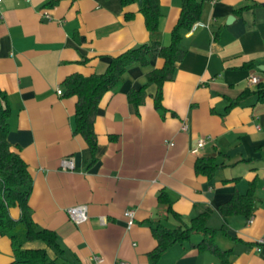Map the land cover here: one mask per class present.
<instances>
[{"label": "crops", "instance_id": "crops-1", "mask_svg": "<svg viewBox=\"0 0 264 264\" xmlns=\"http://www.w3.org/2000/svg\"><path fill=\"white\" fill-rule=\"evenodd\" d=\"M50 1L0 2L7 139L32 181V220L58 237L60 259L47 249L50 258L74 264H216L211 252L194 246L201 240L197 234L156 260L148 256L156 247L155 223L185 229L210 208L207 227L218 230L214 242L220 249L231 250V264H264V103L250 94L228 108L244 92L257 90L250 77L264 85V0H198L200 18L182 34L184 57L162 87V109L154 108V85L138 113L127 100L149 70L162 68L163 59L152 56L148 66H130L122 83L100 101L93 163L86 142L73 134L76 98L57 91L63 93L68 76L104 73L110 59L126 50L152 42L168 46L182 0H159L162 18L154 35L136 5L122 8L119 0H52L47 5ZM125 13L132 18L125 20ZM197 23L203 26L193 30ZM199 140L205 144L193 154ZM200 158H211L218 167L211 176L195 172ZM63 160L71 161L73 170H64ZM252 184L251 216L223 218L218 208L246 194ZM161 190L178 217L158 204ZM77 206H85L88 215L79 225L66 213ZM127 210L133 212L131 225ZM9 215L17 220L20 211L11 208ZM12 261L11 241L0 235V264Z\"/></svg>", "mask_w": 264, "mask_h": 264}, {"label": "trees", "instance_id": "trees-1", "mask_svg": "<svg viewBox=\"0 0 264 264\" xmlns=\"http://www.w3.org/2000/svg\"><path fill=\"white\" fill-rule=\"evenodd\" d=\"M122 8L136 5L138 13L144 19V25L150 35L157 33L162 18L159 0H119ZM50 1L47 5L52 4ZM246 6L241 8L243 10ZM202 2L198 0H182L181 11L176 25L170 34V44L163 46L157 42L144 44L126 50L122 54L112 57L102 74H93L85 77L80 74L68 76L61 84L64 97H75L74 135H79L86 142L90 152L91 163L96 161L97 136L93 125L100 101L104 95L119 86L124 74L133 64L148 66L149 58L156 56L163 59L161 69H152L145 74V82L139 90L128 92L127 100L138 113L139 107L144 103L146 90L150 86L156 87L153 97L154 108L162 109V87L164 83L172 81L176 64L181 62L184 51L179 48L182 34L189 31L192 25L200 18ZM132 14L125 13L124 19L130 20ZM250 63L246 67H252ZM250 94L257 97V101L264 103V85L257 84L253 93L244 92L237 100L229 102L228 108L239 106ZM10 109L7 99L0 92V235L11 241L13 261L11 264H74L60 259L62 251L59 249L57 235L46 229H39L32 220V211L29 207V198L32 192V181L27 166L21 159L18 151L9 144L8 119ZM197 174L211 176L218 168L211 158H200L195 162ZM254 185L244 195H236L229 202L220 206L218 212L225 218L232 215H243L249 218L254 203ZM158 204L168 214L178 217L172 211V201L169 195L161 190L157 196ZM17 207L19 218L13 220L9 215L11 208ZM212 214L210 208L199 212L185 229L169 230L155 223L152 226V236L156 241L155 249L148 255L153 261L170 246L176 243L189 241L193 234L201 236L198 244L199 250L211 252L218 260L216 264H231V250H222L214 242L218 230L207 227V220ZM223 226L221 231H224ZM28 244H41L43 248H30ZM47 249L55 250L57 258L52 259Z\"/></svg>", "mask_w": 264, "mask_h": 264}, {"label": "built area", "instance_id": "built-area-1", "mask_svg": "<svg viewBox=\"0 0 264 264\" xmlns=\"http://www.w3.org/2000/svg\"><path fill=\"white\" fill-rule=\"evenodd\" d=\"M2 0H0L1 2ZM199 26H203L202 24H195L193 26V30H195L197 27ZM248 83L251 84V85H257L259 83V80L257 77L255 76H252L248 79ZM57 94L58 95H61L62 92L60 90L57 91ZM204 140H199L198 143H197V147L196 149H194L192 151L193 154H197L198 151L200 149L203 148L204 146ZM62 167L63 169L65 170H73L74 166L73 164L71 163V161L69 160H63L62 161ZM262 172H264V168H262ZM66 213L69 217V219L71 220V222H73L74 224L76 225H79L85 221H87V218H88V215H87V208L85 206H77V207H73V208H70L68 210H66ZM124 216L128 219V224L131 225L132 224V219H133V212L127 210L125 213H124ZM104 222V221H103ZM249 223H251V220L249 221ZM94 260L98 263L99 260L98 258H94Z\"/></svg>", "mask_w": 264, "mask_h": 264}, {"label": "water", "instance_id": "water-1", "mask_svg": "<svg viewBox=\"0 0 264 264\" xmlns=\"http://www.w3.org/2000/svg\"><path fill=\"white\" fill-rule=\"evenodd\" d=\"M230 20H232V18H230L228 21H230ZM260 69H261V70H264V67H261Z\"/></svg>", "mask_w": 264, "mask_h": 264}]
</instances>
